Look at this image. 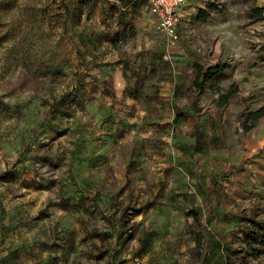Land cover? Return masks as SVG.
<instances>
[{"label": "rangeland", "instance_id": "374dc122", "mask_svg": "<svg viewBox=\"0 0 264 264\" xmlns=\"http://www.w3.org/2000/svg\"><path fill=\"white\" fill-rule=\"evenodd\" d=\"M194 1L172 44L148 0H0V264H244L264 19L245 16L257 0ZM192 57L224 72L202 93Z\"/></svg>", "mask_w": 264, "mask_h": 264}, {"label": "trees", "instance_id": "16d2710c", "mask_svg": "<svg viewBox=\"0 0 264 264\" xmlns=\"http://www.w3.org/2000/svg\"><path fill=\"white\" fill-rule=\"evenodd\" d=\"M245 16L249 21L264 19V7L251 6L245 11ZM264 51V45L262 46ZM210 65L205 69L201 63H196L194 66L193 80L191 87L198 90L199 93L204 92L205 85L208 82L218 81L222 77L220 68ZM214 73V74H213ZM216 73V74H215ZM237 91V85L231 84V89L221 95V103H226L232 94ZM264 115V105L248 112L247 121H253L252 124H245V131H249L255 126L256 122ZM191 213L195 219H198L197 210L192 209ZM249 226L243 231L242 242L245 245V253L241 257L244 264L249 259L257 260L264 255V221L256 218L248 217ZM260 264V263H257Z\"/></svg>", "mask_w": 264, "mask_h": 264}, {"label": "built area", "instance_id": "2783aa9c", "mask_svg": "<svg viewBox=\"0 0 264 264\" xmlns=\"http://www.w3.org/2000/svg\"><path fill=\"white\" fill-rule=\"evenodd\" d=\"M188 0H148L150 11L158 18V29L172 44L180 40L178 25L180 10ZM165 61H172L168 48L163 54Z\"/></svg>", "mask_w": 264, "mask_h": 264}, {"label": "crops", "instance_id": "0c3cea01", "mask_svg": "<svg viewBox=\"0 0 264 264\" xmlns=\"http://www.w3.org/2000/svg\"><path fill=\"white\" fill-rule=\"evenodd\" d=\"M194 3H196V1L193 0ZM199 5V4H198ZM198 5H192V7L190 9H183V7L181 8L182 9V13L185 14V13H189V14H194L196 15L197 13V10H198ZM254 6H257V7H264V0H257L255 3H254ZM185 18L189 19L188 16H185ZM184 18V19H185ZM208 26V25H207ZM208 34L211 33V30H208ZM222 43V40L220 41ZM264 45V39L261 40V42L258 44V49L260 50L259 51V54H256V57H259L260 59L261 58H264V51L262 50V46ZM221 46V45H220ZM219 46V47H220ZM192 61H191V67H187L186 68V72L188 73H191L193 71V68L195 66L196 63H199V62H202L200 59H195V58H191ZM187 60V58H186ZM184 59H182V63H181V66H183L184 64ZM216 61H219V59H217ZM258 63V64H256ZM264 63V62H263ZM212 65V63H207L206 66H210ZM262 64H260V62H252L251 66H253L249 73H248V79H247V82L244 83L243 85V90L246 92V93H249L250 91H256L259 87V85H261L260 83V80H261V75L257 74V73H254L253 71L256 70V68H258V66H261ZM179 70H181V72L184 70V68H179ZM252 74V75H250ZM183 76V74H182ZM251 111V110H250ZM264 117V115L256 122L255 126L252 127L249 131H247V133H249L253 128H255L258 123L260 122V120Z\"/></svg>", "mask_w": 264, "mask_h": 264}, {"label": "water", "instance_id": "95a60500", "mask_svg": "<svg viewBox=\"0 0 264 264\" xmlns=\"http://www.w3.org/2000/svg\"><path fill=\"white\" fill-rule=\"evenodd\" d=\"M263 145H264V142H263Z\"/></svg>", "mask_w": 264, "mask_h": 264}]
</instances>
